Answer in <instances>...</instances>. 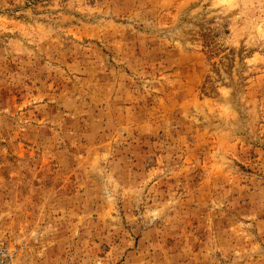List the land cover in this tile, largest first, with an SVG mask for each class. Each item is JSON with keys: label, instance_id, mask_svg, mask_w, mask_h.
Masks as SVG:
<instances>
[{"label": "rangeland", "instance_id": "1", "mask_svg": "<svg viewBox=\"0 0 264 264\" xmlns=\"http://www.w3.org/2000/svg\"><path fill=\"white\" fill-rule=\"evenodd\" d=\"M4 264H264V0H0Z\"/></svg>", "mask_w": 264, "mask_h": 264}, {"label": "built area", "instance_id": "2", "mask_svg": "<svg viewBox=\"0 0 264 264\" xmlns=\"http://www.w3.org/2000/svg\"><path fill=\"white\" fill-rule=\"evenodd\" d=\"M0 264H4V261L3 260H0Z\"/></svg>", "mask_w": 264, "mask_h": 264}]
</instances>
